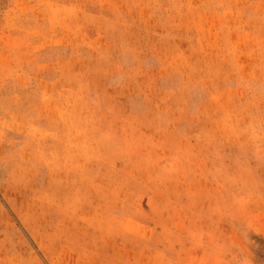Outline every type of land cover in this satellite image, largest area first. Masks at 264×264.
<instances>
[{"label":"rangeland","instance_id":"rangeland-1","mask_svg":"<svg viewBox=\"0 0 264 264\" xmlns=\"http://www.w3.org/2000/svg\"><path fill=\"white\" fill-rule=\"evenodd\" d=\"M0 264H264V0H0Z\"/></svg>","mask_w":264,"mask_h":264}]
</instances>
